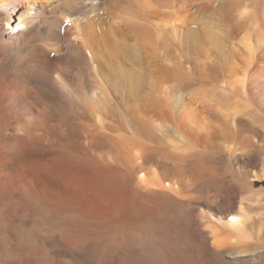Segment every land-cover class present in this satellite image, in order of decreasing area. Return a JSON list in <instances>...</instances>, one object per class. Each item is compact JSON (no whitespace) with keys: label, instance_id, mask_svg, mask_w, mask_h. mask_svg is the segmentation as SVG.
Returning <instances> with one entry per match:
<instances>
[{"label":"bare ground","instance_id":"bare-ground-1","mask_svg":"<svg viewBox=\"0 0 264 264\" xmlns=\"http://www.w3.org/2000/svg\"><path fill=\"white\" fill-rule=\"evenodd\" d=\"M0 264H264V0H0Z\"/></svg>","mask_w":264,"mask_h":264}]
</instances>
